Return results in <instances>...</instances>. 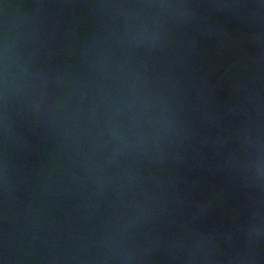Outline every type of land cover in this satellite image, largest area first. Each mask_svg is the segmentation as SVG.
Wrapping results in <instances>:
<instances>
[{
	"label": "water",
	"instance_id": "95a60500",
	"mask_svg": "<svg viewBox=\"0 0 264 264\" xmlns=\"http://www.w3.org/2000/svg\"><path fill=\"white\" fill-rule=\"evenodd\" d=\"M0 264H264V0H0Z\"/></svg>",
	"mask_w": 264,
	"mask_h": 264
}]
</instances>
